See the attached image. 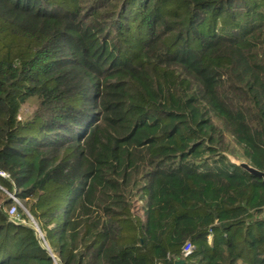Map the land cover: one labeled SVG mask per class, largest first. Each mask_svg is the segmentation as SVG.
<instances>
[{"label":"trees","instance_id":"trees-1","mask_svg":"<svg viewBox=\"0 0 264 264\" xmlns=\"http://www.w3.org/2000/svg\"><path fill=\"white\" fill-rule=\"evenodd\" d=\"M230 157L264 173V0H0V264H264Z\"/></svg>","mask_w":264,"mask_h":264},{"label":"built area","instance_id":"built-area-1","mask_svg":"<svg viewBox=\"0 0 264 264\" xmlns=\"http://www.w3.org/2000/svg\"><path fill=\"white\" fill-rule=\"evenodd\" d=\"M0 178H7V175L4 172L0 171ZM7 197L8 199L11 201L10 207L8 209V213H7V217L9 219V221L13 224H18V223H22L20 217L18 216V211L17 208L21 207V204L19 202V200L16 198L15 193H7ZM25 213L27 214V212L25 211ZM32 220V219H31ZM33 227L35 230L38 231V228L36 226V224L33 222ZM191 248L190 247H186L184 250V256H187L188 254H190Z\"/></svg>","mask_w":264,"mask_h":264},{"label":"water","instance_id":"water-1","mask_svg":"<svg viewBox=\"0 0 264 264\" xmlns=\"http://www.w3.org/2000/svg\"><path fill=\"white\" fill-rule=\"evenodd\" d=\"M231 162L237 165L239 168H241L245 172L249 173L250 175L257 176V177H264V173L257 171L256 169H254L253 167H251L245 162H239V161H231ZM53 260L55 262L54 257H53Z\"/></svg>","mask_w":264,"mask_h":264},{"label":"rangeland","instance_id":"rangeland-1","mask_svg":"<svg viewBox=\"0 0 264 264\" xmlns=\"http://www.w3.org/2000/svg\"><path fill=\"white\" fill-rule=\"evenodd\" d=\"M28 111V108H26V109H24V113L25 112H27ZM230 159V161H236V160H234L233 158H229ZM21 204V203H20ZM139 204H137V206H138ZM9 207H10V205L5 209V212H6V214L8 213V209H9ZM22 211H24V213H25V209H24V207L22 206V204H21V207H19ZM18 216H19V214H18ZM22 221V220H21ZM29 223L32 225V227H33V223H32V220H31V218H29ZM22 223H24L23 221H22Z\"/></svg>","mask_w":264,"mask_h":264}]
</instances>
